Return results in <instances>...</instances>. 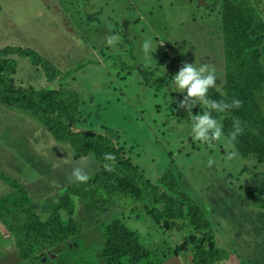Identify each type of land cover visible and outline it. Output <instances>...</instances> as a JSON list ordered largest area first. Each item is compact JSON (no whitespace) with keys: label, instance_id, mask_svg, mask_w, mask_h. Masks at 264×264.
Returning <instances> with one entry per match:
<instances>
[{"label":"rangeland","instance_id":"obj_1","mask_svg":"<svg viewBox=\"0 0 264 264\" xmlns=\"http://www.w3.org/2000/svg\"><path fill=\"white\" fill-rule=\"evenodd\" d=\"M220 1L0 0V48L34 50L60 72L49 81L28 57L12 55L17 83L78 92L80 115L73 130L111 131L126 157L152 183L167 171L173 173L181 189L204 210L217 244L229 254L220 264H239L242 259L264 264L257 210L243 202L246 191L264 183V164L251 155L243 158L224 136L211 145L195 140L188 108L196 115L206 106L189 100L179 107L186 92L170 86L184 63H195L197 68L215 69L219 87L214 89L223 93ZM111 35L119 37L114 46L107 44ZM148 39L153 43L152 60L145 59L142 50ZM137 66H146L161 87L146 86ZM213 115L222 123L221 112ZM230 152L236 153L231 160ZM98 170L92 155L75 159L71 146L57 142L29 113L0 105V174L27 190L41 220L52 214L67 186ZM18 193L0 180V200L7 207L9 196ZM75 203L74 217L85 223L83 231L69 244L46 250L44 264H106L102 231L113 219L138 235L156 258L154 264H192L189 252L176 251L185 233L157 225L144 203L96 224L86 223L83 204ZM0 262L36 264L20 260L1 223Z\"/></svg>","mask_w":264,"mask_h":264},{"label":"trees","instance_id":"obj_2","mask_svg":"<svg viewBox=\"0 0 264 264\" xmlns=\"http://www.w3.org/2000/svg\"><path fill=\"white\" fill-rule=\"evenodd\" d=\"M263 0H221L219 15L222 27L224 85L223 93L214 88L208 97L231 104L240 100V107L221 112L224 137L238 153L254 157L264 164V10ZM12 55L29 58L51 81L60 72L31 49L0 48V105L27 112L36 118L57 142L68 143L75 159L92 155L99 170L86 179L67 186L54 204L52 214L41 220L27 190L0 174L17 188L16 197L0 200V223L10 233L21 261L42 262L44 252L61 244H69L78 236L84 222L75 220L76 203L83 204L86 223L96 224L107 216L137 203H144L151 219L160 227L185 233L176 251L189 252L192 264H220L229 254L217 244L211 222L204 210L181 189L176 177L165 172L157 183L145 177L132 163L111 131L73 130L79 119L80 97L68 88H35L14 80L16 62ZM148 87L161 85L146 66H137ZM242 131L231 141L235 122ZM114 159H108V156ZM244 204L257 210L255 224L264 234V183L246 191ZM62 215L65 217L63 218ZM102 256L106 264H154L156 258L121 220L113 219L102 231ZM66 244V245H67ZM52 254V253H51ZM239 264H260L240 260Z\"/></svg>","mask_w":264,"mask_h":264},{"label":"clouds","instance_id":"obj_3","mask_svg":"<svg viewBox=\"0 0 264 264\" xmlns=\"http://www.w3.org/2000/svg\"><path fill=\"white\" fill-rule=\"evenodd\" d=\"M119 41V37L111 35L107 37V44L114 46ZM157 49V48H156ZM155 49V52H156ZM142 50L145 59H153V43L151 39L146 40L142 44ZM217 76L215 69H209L208 66H200L197 68L195 63H184L180 70L172 76L170 86L174 91L184 94L186 96L179 102V107H185L187 101L192 100L194 104H203L206 106L205 111H200L198 114L193 115L191 108H188V116L191 121V133L193 138L197 141L211 145L213 141L219 140L223 135V126L215 118L213 112H224L226 109L232 107H240V100H233L231 104L224 102H217L208 97L209 90L218 88L216 83ZM242 131L239 121L235 122V131L231 134V141H235L236 136ZM236 155L235 152H230L227 159L231 160ZM108 159H114L108 156ZM86 179V177H80Z\"/></svg>","mask_w":264,"mask_h":264},{"label":"crops","instance_id":"obj_4","mask_svg":"<svg viewBox=\"0 0 264 264\" xmlns=\"http://www.w3.org/2000/svg\"><path fill=\"white\" fill-rule=\"evenodd\" d=\"M28 262V261H27ZM4 262H0V264H3Z\"/></svg>","mask_w":264,"mask_h":264}]
</instances>
